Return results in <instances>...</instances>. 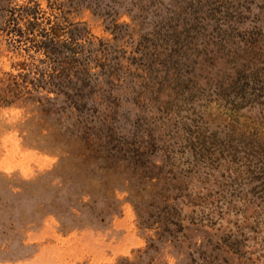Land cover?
Returning <instances> with one entry per match:
<instances>
[{
    "label": "rangeland",
    "instance_id": "1",
    "mask_svg": "<svg viewBox=\"0 0 264 264\" xmlns=\"http://www.w3.org/2000/svg\"><path fill=\"white\" fill-rule=\"evenodd\" d=\"M0 264H264V0H0Z\"/></svg>",
    "mask_w": 264,
    "mask_h": 264
}]
</instances>
